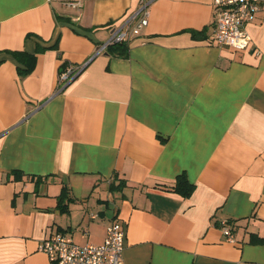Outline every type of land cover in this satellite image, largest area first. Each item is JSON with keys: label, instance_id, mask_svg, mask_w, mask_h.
<instances>
[{"label": "crops", "instance_id": "0c3cea01", "mask_svg": "<svg viewBox=\"0 0 264 264\" xmlns=\"http://www.w3.org/2000/svg\"><path fill=\"white\" fill-rule=\"evenodd\" d=\"M139 3L0 0V264H55L51 233L101 243L114 220L124 264H264V8L239 51L216 42L213 0H150L128 55L93 57Z\"/></svg>", "mask_w": 264, "mask_h": 264}, {"label": "built area", "instance_id": "2783aa9c", "mask_svg": "<svg viewBox=\"0 0 264 264\" xmlns=\"http://www.w3.org/2000/svg\"><path fill=\"white\" fill-rule=\"evenodd\" d=\"M150 0H140L139 5L127 13L119 22L110 23L108 38L97 44L93 57L115 43H127L139 34L149 21ZM69 4L79 7L80 3ZM213 34L219 45L234 50H245L251 43V35L246 24L264 8V0H213ZM84 65L67 66L59 72V88L62 89L73 80ZM59 89V90H60ZM94 216V215H93ZM233 223L228 219L220 221L222 232L230 242H234ZM125 227L120 222L112 221L106 229L101 243H76L72 236L63 230H56L38 245L51 262L55 264H124Z\"/></svg>", "mask_w": 264, "mask_h": 264}, {"label": "trees", "instance_id": "16d2710c", "mask_svg": "<svg viewBox=\"0 0 264 264\" xmlns=\"http://www.w3.org/2000/svg\"><path fill=\"white\" fill-rule=\"evenodd\" d=\"M193 36H198L199 33L198 31H192ZM128 45L125 42L122 43H115L110 46H108L107 51H109L113 55H118V56H124L126 57L128 55ZM14 56H16L18 59L23 60L26 64L27 70L31 69L36 61V54L35 53H29L25 50L21 51H13L12 52ZM193 183H191L185 173L179 174L176 179L174 180V183L172 184L171 188L174 190H177L181 192L183 195H189L192 190H193ZM64 196L67 197V193L62 192L61 194L58 195V201L62 205V207H66V204L63 203ZM68 199V197H67ZM69 200V199H68ZM261 241V240H260Z\"/></svg>", "mask_w": 264, "mask_h": 264}]
</instances>
